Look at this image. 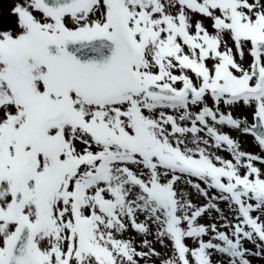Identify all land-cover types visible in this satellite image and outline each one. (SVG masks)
Listing matches in <instances>:
<instances>
[{
    "label": "snow or ice",
    "instance_id": "6c2138e0",
    "mask_svg": "<svg viewBox=\"0 0 264 264\" xmlns=\"http://www.w3.org/2000/svg\"><path fill=\"white\" fill-rule=\"evenodd\" d=\"M258 262L264 0H0V264Z\"/></svg>",
    "mask_w": 264,
    "mask_h": 264
},
{
    "label": "rangeland",
    "instance_id": "374dc122",
    "mask_svg": "<svg viewBox=\"0 0 264 264\" xmlns=\"http://www.w3.org/2000/svg\"><path fill=\"white\" fill-rule=\"evenodd\" d=\"M209 30H211V29H209ZM246 59H247V57H246ZM247 141L248 142L243 146L245 148V150L252 151V152H258L259 151L258 148L255 146V142L253 141V138L251 136L247 137ZM221 154L227 156L226 152H222ZM258 166H260V165H258ZM258 264H261V262H258Z\"/></svg>",
    "mask_w": 264,
    "mask_h": 264
}]
</instances>
